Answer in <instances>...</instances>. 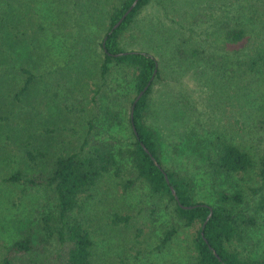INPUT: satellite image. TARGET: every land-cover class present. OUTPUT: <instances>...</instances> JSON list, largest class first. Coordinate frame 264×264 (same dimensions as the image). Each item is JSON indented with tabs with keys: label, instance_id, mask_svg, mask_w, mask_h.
I'll use <instances>...</instances> for the list:
<instances>
[{
	"label": "rangeland",
	"instance_id": "obj_1",
	"mask_svg": "<svg viewBox=\"0 0 264 264\" xmlns=\"http://www.w3.org/2000/svg\"><path fill=\"white\" fill-rule=\"evenodd\" d=\"M116 1L0 0V264L5 248L23 230L36 227L50 204L48 188L4 182L16 170L36 171L25 162L28 145L46 152L43 169L57 152L78 151L86 138L111 141L116 150L133 146L134 74L111 63L110 76L101 77V42ZM263 14L264 0H151L123 35L124 49L148 53L158 62L161 76L145 123L157 134L164 167L193 179L197 203L214 205L216 189L232 192L240 186L242 207L251 212L264 194L258 165L264 156V71L239 66L254 45L264 47V20H257ZM243 28L248 38L238 44L217 35ZM22 67L32 69L37 79L19 102L14 96L23 83ZM107 111L122 123L108 120ZM218 136L244 146L256 161L254 170L233 181L215 180L203 155ZM118 159L126 180L131 162ZM120 181L110 174L84 205L97 264H117L121 258L128 264H193L187 246L200 225L183 227L167 253H152L163 230L177 221L173 205L153 198L144 183L127 191ZM114 211L130 216L129 225L112 224ZM136 235L149 240L140 257L131 249ZM36 246L41 261H53L58 253L56 241ZM237 248L253 259L264 258V214Z\"/></svg>",
	"mask_w": 264,
	"mask_h": 264
},
{
	"label": "trees",
	"instance_id": "obj_2",
	"mask_svg": "<svg viewBox=\"0 0 264 264\" xmlns=\"http://www.w3.org/2000/svg\"><path fill=\"white\" fill-rule=\"evenodd\" d=\"M109 15V28L102 39L101 48L104 58L101 64V77L107 79L111 74V63H116L130 69L134 74L135 97L131 100V109L140 92L143 96L138 101L133 118L130 113V125L135 138L132 147L116 150L111 141L92 143L87 138L76 152L59 151L55 154L48 169L47 154L40 147L28 145L25 152V162L35 172L28 173L16 170L4 179L7 184H22L25 187H45L49 189L50 204L43 213L36 227L22 231L18 239L12 241L5 248V256L1 264H97L94 255L93 230L90 220L85 213V203L93 198V191L97 190L105 179L113 174L121 179L124 190H129L138 182L146 184L150 195L158 201H166L173 205L176 222L167 226L151 252L164 254L171 250L174 241L181 229L192 228L199 224L197 232L187 246L192 253L193 264H264L263 259H253L243 255L237 245L246 243L248 231L258 226L261 215L264 214V194L255 203L253 210L247 211L242 205L245 193L242 187L237 186L233 191L216 189V204L197 203L194 200V181L167 170L162 163V149L156 132L146 125L145 120L149 112L150 96L156 80L161 73L157 60L150 54L142 51H128L121 45L124 33L130 28L135 17L145 8L151 0H139L136 7L126 17L122 24L114 31L113 27L130 9L135 0H117ZM2 18V17H1ZM257 20H264L263 18ZM249 32L240 30H223L217 35L224 38L226 43L238 44L248 38ZM106 39V41H105ZM107 51V52H106ZM121 53H127L119 55ZM190 55H196L191 53ZM241 69H248L251 73L264 71V47L254 45L248 52L247 60L239 63ZM23 83L15 93V99L21 101L28 93L37 79L32 69L22 67ZM100 88L94 90V101ZM79 107L78 110H83ZM108 120L121 124L118 114L107 111ZM136 126L138 137L133 131ZM90 129H93L90 122ZM48 132L54 130L47 128ZM150 154L146 151L144 146ZM209 150L203 158L215 180L224 177L233 181L235 176H246L256 167V161L244 146L237 145L225 137L218 136L211 140L207 147ZM118 158H128L132 171L126 180L122 178V168ZM161 165V168L157 164ZM260 167L261 185L264 187V156L258 161ZM164 172L168 174L170 185L167 183ZM173 186L177 192L181 205L193 207L184 209L176 201L172 191ZM258 190V191H259ZM258 191L254 190L255 193ZM213 214L204 224L211 212ZM111 222L118 226H128L130 216L121 212L110 213ZM204 233V237L202 236ZM134 240L135 256L140 257L148 251L149 240ZM42 246L57 242L58 253L53 255L50 262L41 261L36 253V242ZM215 252L218 254L216 256ZM128 259L121 258L117 264H128ZM165 264H179L168 260Z\"/></svg>",
	"mask_w": 264,
	"mask_h": 264
},
{
	"label": "water",
	"instance_id": "obj_3",
	"mask_svg": "<svg viewBox=\"0 0 264 264\" xmlns=\"http://www.w3.org/2000/svg\"><path fill=\"white\" fill-rule=\"evenodd\" d=\"M139 0H135V2L132 4V6L130 7V9L124 14V16L119 20V22L113 27L112 31L116 30L121 24L122 22L126 19V17L131 13V11L136 7L137 3H138ZM106 41V39H105ZM107 52V51H106ZM123 54H127V53H121V54H118L117 56L119 55H123ZM144 94V91L140 92V94L137 96L136 100L134 101L133 103V106H132V109H131V117L133 118V115H134V111H135V108H136V105L138 103V101L141 99V97L143 96ZM133 131L135 133V135L138 137V132H137V129H136V126L135 124L133 123ZM144 146V145H143ZM144 148L146 149V151L150 154V152L148 151V149L144 146ZM151 155V154H150ZM152 156V155H151ZM153 160L155 161V158L152 156ZM158 167L161 168V165L156 163ZM164 176H165V179L167 181V183L170 185V180H169V176L167 173L164 172ZM171 191L176 199V201L180 204V206L184 209H191L193 207H187V206H183L181 205L180 201H179V198H178V195H177V192L175 190V188L173 186H171ZM213 214V211L211 210L208 218H207V221L206 223L204 224L203 227L206 226L208 220L211 218ZM202 236L204 237V233H202ZM205 238V237H204ZM205 241L207 242V239L205 238ZM216 256H218V254L215 252Z\"/></svg>",
	"mask_w": 264,
	"mask_h": 264
}]
</instances>
